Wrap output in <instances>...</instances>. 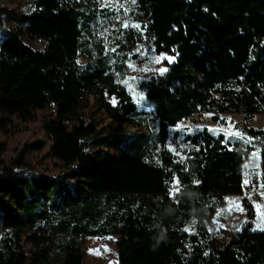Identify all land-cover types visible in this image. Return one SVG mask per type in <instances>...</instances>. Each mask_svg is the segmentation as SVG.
Returning a JSON list of instances; mask_svg holds the SVG:
<instances>
[{"label": "trees", "instance_id": "1", "mask_svg": "<svg viewBox=\"0 0 264 264\" xmlns=\"http://www.w3.org/2000/svg\"><path fill=\"white\" fill-rule=\"evenodd\" d=\"M98 3L10 11L0 135L42 122L46 139L0 142V264H84L80 238L114 234L118 264H264V231L250 221L213 234L216 211L244 190L255 146L204 127L187 134L185 157L168 147L171 126L194 114L264 112V0H135L129 26L106 37L98 30L110 14ZM146 46L175 59L141 80L145 107L121 79ZM244 131L264 180V127Z\"/></svg>", "mask_w": 264, "mask_h": 264}, {"label": "rangeland", "instance_id": "2", "mask_svg": "<svg viewBox=\"0 0 264 264\" xmlns=\"http://www.w3.org/2000/svg\"><path fill=\"white\" fill-rule=\"evenodd\" d=\"M132 0H99L98 6L109 11L110 14L102 27L98 30L99 36H107L112 32L113 28L129 26L130 22L127 17L128 12L133 8ZM0 6L8 8L0 10V40L3 39L8 27L17 26L9 15L11 12L21 14L29 12L34 8V0H0ZM11 11V12H10ZM127 28V27H125ZM164 57L163 59H160ZM168 58H171L169 60ZM175 59V56L169 52H161L156 54L149 46L141 50L140 59L138 61H129L128 69L125 77L121 82L126 86L127 90L132 94L141 106H148V102L144 97L143 90L140 86L141 80L150 77L153 74L165 71L169 63ZM87 60L86 56H81L79 62L82 64ZM158 61V62H157ZM163 70V71H162ZM115 101L114 97L110 98ZM222 121L217 122L213 119L212 114H194L189 118L183 119L176 125L171 126L168 147L177 155L185 157L189 149V142L186 136L189 133L199 131L204 127H208L215 133H224L229 137L240 138L243 141L255 146V150L251 153L246 164V181L242 193L233 194L227 197L226 203L220 207L215 215V230L213 232L217 239H224L223 229H237L241 225L250 221L255 228H264V180L261 177L259 162V147L253 137L245 133L244 128L248 124L257 127H264V112L255 114L247 120L241 113H224L220 115ZM128 130L132 132H149L147 127L128 126ZM46 135L43 130L42 122H37L31 129L25 130L22 134L8 139L4 135H0V142H9L10 146L20 143H35L39 140L45 141ZM11 142V143H10ZM38 170L46 171L51 175L58 174V169L49 163L37 164ZM180 188L179 180L174 182V192ZM174 197V193L171 194ZM246 202H250L253 207V214H248ZM36 204V203H35ZM29 207V209H31ZM242 209V211H241ZM2 210L0 208V218ZM258 225L260 227H258ZM188 230L194 228V223L189 222L186 226ZM119 235L93 236L87 235L80 238L82 250L84 253V264H118L117 258V240Z\"/></svg>", "mask_w": 264, "mask_h": 264}, {"label": "snow or ice", "instance_id": "3", "mask_svg": "<svg viewBox=\"0 0 264 264\" xmlns=\"http://www.w3.org/2000/svg\"><path fill=\"white\" fill-rule=\"evenodd\" d=\"M132 2H133V3H135V0H132ZM124 27H128V25H127V24H125V25H124ZM135 27H137V28H138V27H139V25H136ZM163 58H164V57H161L160 59H163ZM168 59H169V60H171V58H168ZM157 62H158V61H157ZM162 71H163V70H162ZM245 183H247V181H245ZM241 211H242V209H241ZM258 227H260V226L258 225ZM261 230H262V231H264V228H261Z\"/></svg>", "mask_w": 264, "mask_h": 264}]
</instances>
